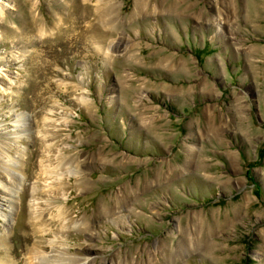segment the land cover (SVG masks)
<instances>
[{"label":"rangeland","instance_id":"rangeland-1","mask_svg":"<svg viewBox=\"0 0 264 264\" xmlns=\"http://www.w3.org/2000/svg\"><path fill=\"white\" fill-rule=\"evenodd\" d=\"M8 1L0 260L264 264V0Z\"/></svg>","mask_w":264,"mask_h":264},{"label":"bare ground","instance_id":"bare-ground-1","mask_svg":"<svg viewBox=\"0 0 264 264\" xmlns=\"http://www.w3.org/2000/svg\"><path fill=\"white\" fill-rule=\"evenodd\" d=\"M11 4L8 0H0V13H2L4 11L5 8L10 7ZM19 122H22L21 125L24 126V118L22 117V115H19L17 120ZM75 162V165L70 166L71 162ZM81 167V163L79 162L78 159H75V157H72V155L70 156L69 159V163H67V165L65 166L66 170H78ZM15 175L19 176V173L17 171V169H15ZM16 187L14 188V186L12 187V189H10V197L13 198V194L16 191ZM13 203V202H12ZM37 205V203H34ZM12 209L11 206L8 207V211L5 212L4 214V221L8 222L9 221V216H11V212L10 210ZM62 210L61 208H58V214H62L61 213ZM3 239V237L1 238V234H0V240ZM51 245H52V241H51ZM53 246V245H52ZM56 253V249L54 250ZM28 255V254H27ZM81 258V257H80ZM29 260H27L28 264H92L93 261L85 259L82 260L81 262H77V261H72L75 259V257H71L70 255H68L65 250H59V255L56 256V254H50V255H46L44 251H40V250H29ZM77 262V263H76ZM0 264H14L13 262H11L9 259L7 260H0Z\"/></svg>","mask_w":264,"mask_h":264}]
</instances>
